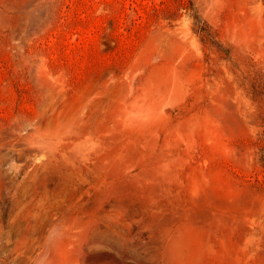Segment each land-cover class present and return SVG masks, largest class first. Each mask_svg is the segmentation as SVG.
<instances>
[{"label": "rangeland", "instance_id": "rangeland-1", "mask_svg": "<svg viewBox=\"0 0 264 264\" xmlns=\"http://www.w3.org/2000/svg\"><path fill=\"white\" fill-rule=\"evenodd\" d=\"M0 264H264V0H0Z\"/></svg>", "mask_w": 264, "mask_h": 264}]
</instances>
